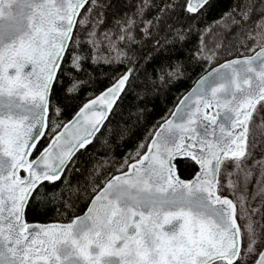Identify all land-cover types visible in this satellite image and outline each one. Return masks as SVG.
<instances>
[{
  "label": "snow or ice",
  "instance_id": "6c2138e0",
  "mask_svg": "<svg viewBox=\"0 0 264 264\" xmlns=\"http://www.w3.org/2000/svg\"><path fill=\"white\" fill-rule=\"evenodd\" d=\"M208 4L167 0L155 20L169 13L194 16ZM97 6V0H0V264H264V224L252 220L264 206V155L254 156L264 149V0H233L213 33L220 40L208 47L203 37L211 29H205L197 52L211 65L219 58L222 31L235 27L233 39L254 54L226 60L203 76L172 118L150 133L146 151L141 154L145 145H139L118 174L93 188L83 215L46 225L25 219L44 183H63L76 153L93 143L133 75L129 68L115 76L72 120L49 127L50 95L62 83L57 74L65 55L71 81L66 91L72 94L85 83L72 77L82 62H122L127 52L118 42L134 41L131 19L117 40L107 32L98 37L100 21L91 19ZM150 7L142 0L137 14ZM152 26L153 20L146 21L145 36ZM74 30L86 31L83 44L91 56L77 51L81 42ZM176 38L184 39L179 29ZM102 44L109 55L101 52ZM166 75L174 78L177 72ZM46 130L47 146L29 159ZM176 156L198 165L192 180L176 174ZM249 186L252 200L261 198L257 208L246 207V196L237 193H247ZM64 207L74 205L65 200Z\"/></svg>",
  "mask_w": 264,
  "mask_h": 264
},
{
  "label": "trees",
  "instance_id": "16d2710c",
  "mask_svg": "<svg viewBox=\"0 0 264 264\" xmlns=\"http://www.w3.org/2000/svg\"><path fill=\"white\" fill-rule=\"evenodd\" d=\"M166 2L167 0H149L152 7L140 16L137 12L142 6V0H97L98 6L93 9L95 18L100 21L96 25L97 36L101 38L106 32L118 36L120 29L127 26L126 21L131 19L135 21L131 28L134 41L118 42L127 52V58L122 62H82V70L72 72V77L85 83L80 84L72 94L66 91L71 81L68 76V55H65L62 71L57 74L62 83L54 84L51 92L49 127L53 122L62 125L70 119L89 98L109 86L115 76L129 68L133 75L126 93L117 101L93 143L77 152L73 158L75 163L62 177L63 183L53 185L45 182L40 189L39 198L30 201L26 210L27 221H69L83 212L94 195L93 188L102 187L107 177L117 173V168L123 164L125 157L134 156L139 145L144 144L146 148L151 138L150 133L156 130L180 97L210 67L207 61L197 56L201 35L205 29L220 20L232 6L233 0H209L205 9L194 16L186 17L183 12L178 16L169 13L157 22L155 17L159 8ZM150 19L153 20V26L149 28V35L145 36L143 29ZM90 28L89 26V30ZM178 29L184 33L183 40L176 38ZM236 32L235 27L230 32L222 31L223 44L217 50L219 58L212 64L251 53L238 39H233ZM74 35L81 42L77 51L91 56V51L83 44L86 31L74 30ZM217 40H220V36H217ZM246 43L251 47V41ZM101 51L105 55L108 53L106 49ZM169 71L177 72V76L169 78L166 75ZM161 75H164V80L159 79ZM54 109H59V112H54ZM47 144L46 130L45 137L37 144L33 155ZM145 148L141 149V153ZM176 164L179 174L185 178L192 177L198 170V166L190 158L177 159ZM50 194L57 197L55 202H52ZM65 200L74 207L66 209Z\"/></svg>",
  "mask_w": 264,
  "mask_h": 264
},
{
  "label": "rangeland",
  "instance_id": "374dc122",
  "mask_svg": "<svg viewBox=\"0 0 264 264\" xmlns=\"http://www.w3.org/2000/svg\"><path fill=\"white\" fill-rule=\"evenodd\" d=\"M91 19L93 20V23H96L98 21V19L95 18V14L92 15ZM96 25H98V23H96ZM96 29H97V26H96ZM208 29H211V31H209L207 34H204L203 38H204L205 44H207L208 47L211 48L215 45V43L217 41V36L215 37V39L213 38V33L218 31L217 23ZM96 32H97V30H96ZM111 37L113 40H117L118 36H112L111 35ZM117 46L121 48L119 43ZM103 49H105V47L102 44L101 50H103ZM106 55H109V53H107ZM257 108H258V111H260L259 105L257 106ZM253 122L254 123L257 122L256 114L253 115ZM252 135H253V127H252V124H250V128H249V142H250V144H251ZM257 137L259 138V130H257ZM262 155H264V149H261V148H258L256 150V152L254 153V156L257 159H259ZM249 163L251 164V161H249ZM223 182H224V175H223V168H222V170H221V183H223ZM223 193L230 195L227 190H225ZM237 193L243 194L246 196V207L250 206L251 208H257L261 204V198L260 197H257L255 200H252L253 189L251 186H249L247 193H242L240 189H237ZM233 199L235 200V197H233ZM252 220L254 222H259V224H264V206L259 207V211L255 215H252ZM239 223H242V221H239ZM261 231L264 232V228H262Z\"/></svg>",
  "mask_w": 264,
  "mask_h": 264
},
{
  "label": "water",
  "instance_id": "95a60500",
  "mask_svg": "<svg viewBox=\"0 0 264 264\" xmlns=\"http://www.w3.org/2000/svg\"><path fill=\"white\" fill-rule=\"evenodd\" d=\"M258 50V49H257ZM254 53H248V54H242V55H239V56H234V57H230V58H227V59H225V60H222V61H220V62H217V63H215V64H212V65H210V67L201 75V76H199L198 78H197V80L194 82V84L180 97V99L178 100V102L176 103V105H175V107L173 108V110L171 111V113L160 123V125L161 124H163L164 123V121L166 120V119H171L172 118V113L175 111V109L176 108H178V107H180L181 106V101L183 100V98L185 97V96H188L191 92H192V90L194 89V88H196L197 87V84H198V81L203 77V76H205V75H207V73H209V72H211L212 71V69L213 68H215V67H217L219 64H222V63H224L226 60H232V59H236V58H243L244 56H250V55H253ZM108 87V86H107ZM106 87V88H107ZM105 89H103L102 91H100L99 93H97L95 96H93V97H91V98H89L85 103H87L90 99H93V98H95V97H97V96H99L103 91H104ZM50 97H51V95H50ZM84 103V104H85ZM50 104V103H49ZM83 104V105H84ZM82 105V106H83ZM81 106V107H82ZM80 107V108H81ZM79 108V109H80ZM114 108V107H113ZM79 109L76 111V113L79 111ZM209 111H211V110H209ZM75 113V114H76ZM75 114L70 118V119H68L67 121H65L64 123H67L68 121H70V120H72L73 119V117L75 116ZM109 115H110V113H109ZM109 115H108V117H109ZM48 117H49V106H48V113H47V122H48ZM106 122V121H105ZM105 122H104V124H105ZM63 123V124H64ZM62 124V125H63ZM159 125V126H160ZM158 126V127H159ZM158 127L156 128V129H158ZM249 128H250V125H249ZM45 133H46V131H45ZM151 139V138H150ZM150 141V140H149ZM47 146V145H46ZM147 146H148V144H147ZM147 146H146V148H145V150L144 151H146V149H147ZM44 148V147H43ZM42 148V149H43ZM143 151V152H144ZM34 152V151H33ZM143 152L141 153V154H143ZM77 154V153H76ZM37 155V154H36ZM36 155H32V157H29V159H33V158H35V156ZM180 158H189V157H187V156H176L174 159H173V161H172V164L174 165V168H175V171H176V174H178L180 177H181V179H184V180H192L194 177H195V175L197 174V172L199 171V167H198V170H197V172L192 176V177H190V178H185V177H182L180 174H179V172H178V168H177V164H176V160L177 159H180ZM136 159H139V157L138 158H136ZM131 162V161H130ZM198 166V165H197ZM125 170H127V168H125ZM116 174H118V173H115L114 175H116ZM20 175L23 177L24 175H25V173L23 172V171H21V173H20ZM223 195H228V194H224V193H222ZM229 196V198H232L230 195H228ZM233 199V198H232ZM91 201V200H90ZM90 203V202H89ZM89 205V204H88ZM88 207V206H87ZM87 209V208H86ZM86 209L83 211V212H81V213H79V214H77L76 216H80V215H83L84 213H85V211H86ZM25 219L27 220V218H26V213H25ZM70 221V220H69ZM69 221H27L28 223H30V224H41V225H46V224H51V223H68ZM238 223H239V221H238Z\"/></svg>",
  "mask_w": 264,
  "mask_h": 264
}]
</instances>
